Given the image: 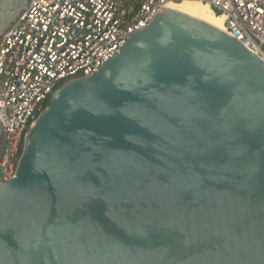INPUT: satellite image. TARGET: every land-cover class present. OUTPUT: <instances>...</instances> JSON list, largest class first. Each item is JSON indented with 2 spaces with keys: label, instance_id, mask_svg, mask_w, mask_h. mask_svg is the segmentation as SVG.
Returning <instances> with one entry per match:
<instances>
[{
  "label": "water",
  "instance_id": "95a60500",
  "mask_svg": "<svg viewBox=\"0 0 264 264\" xmlns=\"http://www.w3.org/2000/svg\"><path fill=\"white\" fill-rule=\"evenodd\" d=\"M30 2L0 0V43ZM0 264H264V61L161 8L27 131Z\"/></svg>",
  "mask_w": 264,
  "mask_h": 264
},
{
  "label": "built area",
  "instance_id": "2783aa9c",
  "mask_svg": "<svg viewBox=\"0 0 264 264\" xmlns=\"http://www.w3.org/2000/svg\"><path fill=\"white\" fill-rule=\"evenodd\" d=\"M181 1L31 0L0 43V179L15 177L27 131L57 88L97 73L161 8ZM196 1L224 18V31L264 61V0Z\"/></svg>",
  "mask_w": 264,
  "mask_h": 264
},
{
  "label": "bare ground",
  "instance_id": "6f19581e",
  "mask_svg": "<svg viewBox=\"0 0 264 264\" xmlns=\"http://www.w3.org/2000/svg\"><path fill=\"white\" fill-rule=\"evenodd\" d=\"M204 4V3H203ZM201 2H186L176 5L169 4L167 8L173 9L185 14H188L192 17L198 18L200 20L206 21L222 30H224V18L213 13L208 5H203Z\"/></svg>",
  "mask_w": 264,
  "mask_h": 264
},
{
  "label": "rangeland",
  "instance_id": "374dc122",
  "mask_svg": "<svg viewBox=\"0 0 264 264\" xmlns=\"http://www.w3.org/2000/svg\"><path fill=\"white\" fill-rule=\"evenodd\" d=\"M186 2H197V1H196V0H186ZM181 3H183V1L176 3V5H179V4H181ZM202 4H203V3H202ZM203 5H205V4H203Z\"/></svg>",
  "mask_w": 264,
  "mask_h": 264
},
{
  "label": "trees",
  "instance_id": "16d2710c",
  "mask_svg": "<svg viewBox=\"0 0 264 264\" xmlns=\"http://www.w3.org/2000/svg\"><path fill=\"white\" fill-rule=\"evenodd\" d=\"M48 105V102L45 104V106H47Z\"/></svg>",
  "mask_w": 264,
  "mask_h": 264
}]
</instances>
